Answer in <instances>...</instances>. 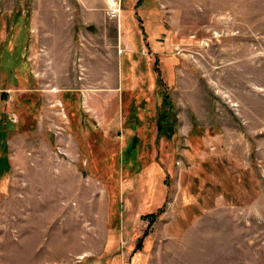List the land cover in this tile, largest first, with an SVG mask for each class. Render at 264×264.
<instances>
[{"label":"rangeland","instance_id":"374dc122","mask_svg":"<svg viewBox=\"0 0 264 264\" xmlns=\"http://www.w3.org/2000/svg\"><path fill=\"white\" fill-rule=\"evenodd\" d=\"M146 3L0 0V264H264V0Z\"/></svg>","mask_w":264,"mask_h":264},{"label":"crops","instance_id":"0c3cea01","mask_svg":"<svg viewBox=\"0 0 264 264\" xmlns=\"http://www.w3.org/2000/svg\"><path fill=\"white\" fill-rule=\"evenodd\" d=\"M147 0H126V8L129 10V9H133L137 4H142L140 7H141V9H150V6H149V4L147 5ZM65 7V6H64ZM120 14H121V11H120ZM123 18H124V21L126 20L127 21V15H123ZM125 21V22H126ZM4 52H6V54H7V57H15V58H18V53L16 52V53H13V52H11V50H5ZM7 144H9V143H7ZM5 157H6V160L9 162V163H11L10 162V156H9V152L8 153H6L5 152ZM107 207V206H106ZM106 207L104 208L105 210H106ZM108 208V207H107ZM109 216H110V214L108 213V209H107V211H106V214L104 215V217H106L108 220L106 221L107 222V224H106V229L104 230V234H106V242L108 241V235H109V233H110V227H109V224H108V221H109Z\"/></svg>","mask_w":264,"mask_h":264},{"label":"trees","instance_id":"16d2710c","mask_svg":"<svg viewBox=\"0 0 264 264\" xmlns=\"http://www.w3.org/2000/svg\"><path fill=\"white\" fill-rule=\"evenodd\" d=\"M134 154V153H133ZM159 213V212H158ZM158 213H150L147 215V217L150 219V222H153L156 220Z\"/></svg>","mask_w":264,"mask_h":264},{"label":"bare ground","instance_id":"6f19581e","mask_svg":"<svg viewBox=\"0 0 264 264\" xmlns=\"http://www.w3.org/2000/svg\"><path fill=\"white\" fill-rule=\"evenodd\" d=\"M111 11L116 16V18L119 17V15H120V10L119 9L118 10H111Z\"/></svg>","mask_w":264,"mask_h":264}]
</instances>
